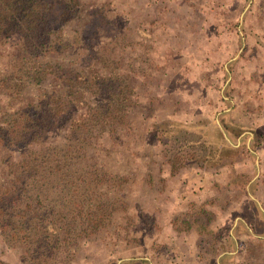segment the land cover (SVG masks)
I'll use <instances>...</instances> for the list:
<instances>
[{"label": "trees", "instance_id": "16d2710c", "mask_svg": "<svg viewBox=\"0 0 264 264\" xmlns=\"http://www.w3.org/2000/svg\"><path fill=\"white\" fill-rule=\"evenodd\" d=\"M122 15L108 0H0V46L14 41L0 66V150L17 154L0 157V237L20 249L23 264H70L83 241L126 210L129 175L99 159L141 106L134 78L144 54L129 33L131 24L140 31L141 21ZM29 91L33 98L22 102ZM219 120L233 144L249 129L264 138L229 110ZM147 133L171 175L183 167H232L244 156L207 118L155 120ZM221 245L215 264H229L230 234ZM0 264L7 263L0 257Z\"/></svg>", "mask_w": 264, "mask_h": 264}, {"label": "rangeland", "instance_id": "374dc122", "mask_svg": "<svg viewBox=\"0 0 264 264\" xmlns=\"http://www.w3.org/2000/svg\"><path fill=\"white\" fill-rule=\"evenodd\" d=\"M108 1L142 28L129 30L144 54L145 67L134 78L141 106L129 112L120 141L106 143L99 157L111 171L128 174L130 184L126 210L83 241L70 264H215L228 234L235 242L229 264H264V234L251 229L264 231V138L245 130L235 144L229 140L244 151L232 167H183L176 176L147 133L151 122L165 118H207L224 131V109L264 134V0ZM13 43L0 46V66ZM32 98L29 91L21 100ZM14 151L0 150V157ZM19 252L0 237L7 264H23Z\"/></svg>", "mask_w": 264, "mask_h": 264}, {"label": "water", "instance_id": "95a60500", "mask_svg": "<svg viewBox=\"0 0 264 264\" xmlns=\"http://www.w3.org/2000/svg\"><path fill=\"white\" fill-rule=\"evenodd\" d=\"M221 131H222V133L224 134L225 138H226L227 140H229V138L226 136V134H225V132L223 131L222 128H221Z\"/></svg>", "mask_w": 264, "mask_h": 264}, {"label": "crops", "instance_id": "0c3cea01", "mask_svg": "<svg viewBox=\"0 0 264 264\" xmlns=\"http://www.w3.org/2000/svg\"><path fill=\"white\" fill-rule=\"evenodd\" d=\"M180 173H181V172H180ZM180 173H179V174H180ZM179 174H177V175H179ZM177 175H176V176H177ZM186 192H187V191H186ZM232 252H233V251H232ZM230 253H231V252H230ZM218 256H221V253H220ZM187 259H188V257H187ZM189 259H190V258H189ZM217 262H218V259H217ZM235 262L238 263L237 261H235ZM218 263H219V262H218Z\"/></svg>", "mask_w": 264, "mask_h": 264}]
</instances>
